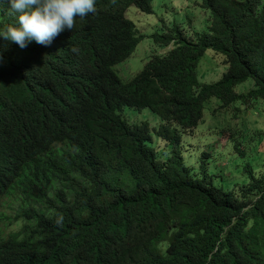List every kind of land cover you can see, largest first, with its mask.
<instances>
[{
	"label": "trees",
	"instance_id": "1",
	"mask_svg": "<svg viewBox=\"0 0 264 264\" xmlns=\"http://www.w3.org/2000/svg\"><path fill=\"white\" fill-rule=\"evenodd\" d=\"M154 1L95 0L54 38L50 78L34 62L44 45L0 40V207L14 206L0 209V264H264V169L247 163L248 180L225 188L192 176L179 150L212 98L245 110L264 99V0H201L202 32L163 20L152 36L164 52L125 82L114 66L140 40L126 11ZM209 48L225 66L211 82ZM125 106L161 118L166 159Z\"/></svg>",
	"mask_w": 264,
	"mask_h": 264
},
{
	"label": "rangeland",
	"instance_id": "2",
	"mask_svg": "<svg viewBox=\"0 0 264 264\" xmlns=\"http://www.w3.org/2000/svg\"><path fill=\"white\" fill-rule=\"evenodd\" d=\"M154 8V12L150 14L142 12L135 5L127 10V15L137 24L145 37L130 57L115 66V70L125 82H128L151 56L157 53L158 46L151 35L162 29L163 20L168 24L174 21L180 23L188 33L208 29L210 11L202 7L201 0H155ZM164 50H159L158 53H163ZM215 52L211 48L207 49L201 60V62L205 60L206 65L201 66L200 62L199 70L203 71L202 81H216L225 71V66H220L217 59L210 57ZM219 55L224 57L220 53ZM253 83V79L250 78L240 84L237 91L245 92ZM262 101L264 102V99H259L255 103ZM216 104V109L222 110L218 107L220 101L212 98L206 104L204 118L198 126L191 130H180L182 141L179 150L192 176L207 175L212 178L215 185L233 188L235 184H242L248 180V175L244 172L247 163H251L258 172L264 169V103L248 111L245 109L232 111L231 115L235 116L229 115L226 119L230 117L233 126L243 127L241 133L234 137L225 136L227 125L224 124L225 110L213 114ZM123 112L131 122L147 120L151 127L154 149L163 154L162 159L171 154L173 145L169 144V140L158 136L153 129L161 123V119L151 111V108L136 110L125 106ZM236 143H239L238 148L235 147ZM241 151H245V154L242 155ZM0 209L6 214L14 213L13 205L5 204Z\"/></svg>",
	"mask_w": 264,
	"mask_h": 264
},
{
	"label": "clouds",
	"instance_id": "3",
	"mask_svg": "<svg viewBox=\"0 0 264 264\" xmlns=\"http://www.w3.org/2000/svg\"><path fill=\"white\" fill-rule=\"evenodd\" d=\"M137 8L139 9V7ZM95 12H96L95 0H0V14H6L10 20V22L7 23H0V40L9 43H14L21 49L25 48L27 43L33 41L36 42L37 44L44 45V46H40L37 49V52H40L42 55H44V57L36 58L34 62L40 68L41 73L46 74L50 78L52 73V64L46 54L52 50H57L60 46V44L56 43V40L54 38L65 29L72 30L75 17H84L90 13H95ZM126 16L130 19L129 15H127V11H126ZM208 20L210 23V17L208 18ZM137 28H138V36H140L139 38L140 39L139 43H140V41L145 37V34L141 33V30L139 29L138 26ZM161 30L157 32L161 33ZM196 32H202V31H196ZM151 37L153 38L152 35ZM170 47L171 45L168 48ZM210 57L217 59L220 65V60L218 58H215L213 55H210ZM150 59L147 62H149ZM204 65H206L205 60L201 62V66ZM262 103L264 102L263 101L260 102L257 106H259ZM216 108H217V104L215 106V109ZM224 108L222 110L216 109L215 111H213V114H216L217 111L222 112L225 110L224 124H227L225 136L226 137L237 136L239 133H241L243 127L241 126L235 127L230 122L231 121L230 117L235 116V115H231L232 111L235 110L236 108L231 106ZM122 113L131 124L148 122L147 120H142L140 122L137 121L131 122L130 118L126 116L124 112ZM229 115H230L229 119H226ZM203 118H204V114L203 117H201V119L199 120V123L203 120ZM160 125L161 123L157 127H153V129L154 130L157 129ZM193 128L187 130H191ZM182 131H186V130H182ZM238 145L239 143H236L235 147L238 148ZM241 154L244 155L245 151H241ZM128 197L131 200H133L130 201L129 204L133 202H137L133 196H128Z\"/></svg>",
	"mask_w": 264,
	"mask_h": 264
}]
</instances>
